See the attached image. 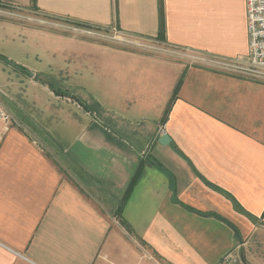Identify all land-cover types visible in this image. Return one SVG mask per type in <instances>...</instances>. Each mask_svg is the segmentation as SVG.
<instances>
[{
    "label": "crops",
    "instance_id": "obj_1",
    "mask_svg": "<svg viewBox=\"0 0 264 264\" xmlns=\"http://www.w3.org/2000/svg\"><path fill=\"white\" fill-rule=\"evenodd\" d=\"M0 5L166 47L249 52L246 0ZM0 24L32 73L28 121L11 113L10 130L0 125V264H136L142 250L163 264H216L230 251L238 264H264L263 83L22 20Z\"/></svg>",
    "mask_w": 264,
    "mask_h": 264
},
{
    "label": "built area",
    "instance_id": "obj_2",
    "mask_svg": "<svg viewBox=\"0 0 264 264\" xmlns=\"http://www.w3.org/2000/svg\"><path fill=\"white\" fill-rule=\"evenodd\" d=\"M249 52L242 58H227L212 55L190 48L166 47L154 40L125 34L113 29L111 33L87 26H71L66 23L37 18L14 8L0 5V15L15 20L38 22L45 27L62 30L82 37H93L103 41L123 43L148 53L168 55L183 60L190 65H197L210 70L242 77L264 84V0H246ZM15 118L0 102V125L4 131L10 130ZM239 256L235 251L226 253L216 264H238ZM136 264H163L153 254L142 250Z\"/></svg>",
    "mask_w": 264,
    "mask_h": 264
},
{
    "label": "rangeland",
    "instance_id": "obj_3",
    "mask_svg": "<svg viewBox=\"0 0 264 264\" xmlns=\"http://www.w3.org/2000/svg\"><path fill=\"white\" fill-rule=\"evenodd\" d=\"M37 18H41V16H37ZM1 20H8L12 21L15 19L0 15ZM49 19V18H45ZM18 21V20H17ZM23 22H30L33 24H36L38 26H43L42 24H39L38 22H31V21H23ZM67 25L71 26H79L75 23H66ZM48 29H54L49 28ZM57 30V29H55ZM60 31V30H59ZM87 39L97 40L101 42H107L111 43L117 46H121L124 48H130L132 50L141 51V49H138L136 47H132L129 45H125L123 43H117V42H109V41H103L100 39H96L93 37H85ZM15 44V45H13ZM157 54V53H153ZM163 55V54H160ZM17 59H26V57L23 56L21 52V48H19L16 43L12 42V32L8 29L2 28L0 24V98L4 101L6 104L7 109L14 114L17 118L23 119L25 121H28V117L25 111H27V103L26 99L22 100L23 96L28 94V81L30 80L29 76L27 74L32 73H26L20 69H17L16 65H13V63L21 65V60ZM28 61V60H26ZM9 62V63H8ZM239 253V252H236Z\"/></svg>",
    "mask_w": 264,
    "mask_h": 264
},
{
    "label": "trees",
    "instance_id": "obj_4",
    "mask_svg": "<svg viewBox=\"0 0 264 264\" xmlns=\"http://www.w3.org/2000/svg\"><path fill=\"white\" fill-rule=\"evenodd\" d=\"M76 23H78V24H82V25H84V26H91L89 23H85V22L77 21ZM8 63H9V62H8ZM13 65H16V66H17V67H16L17 69H20V70H22V71H24V72H26V73H30V71H29L27 68H25V67H23V66H21V65H18V64H15V63H13ZM41 81H42V83L46 84V85H47L52 91H54L56 94H58V95H63V96H67V97H71V98L74 99V100H78V98H77L76 96H74V95H73L72 93H70L68 90L61 88L57 83H55V82H45V81H43V80H41ZM180 84H181V83H179L178 87H177L176 90H175V93H174V96H173V100L177 97V93H178V89H179ZM172 102H173V101H172ZM171 106H172V103H171V105L168 107V109H167V111H166L165 117L163 118V121H162L163 123H164V122L166 121V119L168 118V115H169V112H170ZM131 188H132V185H130V187L128 188V191H127L126 195L129 194ZM127 196H128V195H127Z\"/></svg>",
    "mask_w": 264,
    "mask_h": 264
},
{
    "label": "water",
    "instance_id": "obj_5",
    "mask_svg": "<svg viewBox=\"0 0 264 264\" xmlns=\"http://www.w3.org/2000/svg\"><path fill=\"white\" fill-rule=\"evenodd\" d=\"M103 125L106 126V127H108V128H110V127H109L108 125H106V124H103ZM110 129H112V128H110ZM169 141H170V136H169L167 133H164V134L159 138V142L162 143V144H164V145H166ZM230 200L232 201L233 206H234V209H235L237 212H239V213L245 215L250 221H252V222H254V223H256V222L258 221L257 218L251 216L248 212H246L245 210L239 208V207L237 206V203L233 200V198L230 197ZM229 226L232 228V230H233L234 233H235V236L239 239V241L242 242V237H241V235H240V232H239L238 228H237L236 226H234L233 224H230V223H229Z\"/></svg>",
    "mask_w": 264,
    "mask_h": 264
}]
</instances>
